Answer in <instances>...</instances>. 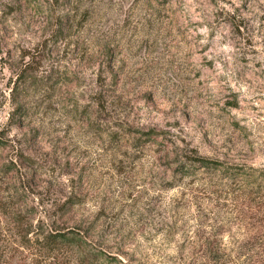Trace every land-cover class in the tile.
<instances>
[{"label": "rangeland", "instance_id": "1", "mask_svg": "<svg viewBox=\"0 0 264 264\" xmlns=\"http://www.w3.org/2000/svg\"><path fill=\"white\" fill-rule=\"evenodd\" d=\"M248 203L264 0H0V264H234Z\"/></svg>", "mask_w": 264, "mask_h": 264}, {"label": "trees", "instance_id": "2", "mask_svg": "<svg viewBox=\"0 0 264 264\" xmlns=\"http://www.w3.org/2000/svg\"><path fill=\"white\" fill-rule=\"evenodd\" d=\"M198 159L202 163V165L212 163L210 160H206L203 158ZM248 210L251 211L252 218L254 219V221L250 222L251 228L250 233L248 235V241L244 239L243 242L239 241L238 243V250H236L238 254L234 257V264H239V262L241 264H264V258H259L260 253H258L257 249L253 247L259 239H261L262 242V244L260 245L264 247V204L257 203V205L255 206V204L252 205V203H248ZM259 213H261V215H259ZM63 237L64 235H61V238ZM57 238L58 237H55V239L49 241H56Z\"/></svg>", "mask_w": 264, "mask_h": 264}]
</instances>
